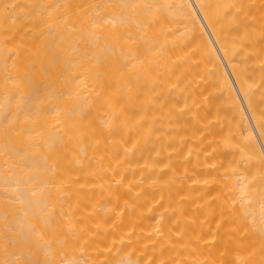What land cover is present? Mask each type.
<instances>
[{
	"label": "bare ground",
	"instance_id": "obj_1",
	"mask_svg": "<svg viewBox=\"0 0 264 264\" xmlns=\"http://www.w3.org/2000/svg\"><path fill=\"white\" fill-rule=\"evenodd\" d=\"M0 264H264V0H0Z\"/></svg>",
	"mask_w": 264,
	"mask_h": 264
}]
</instances>
